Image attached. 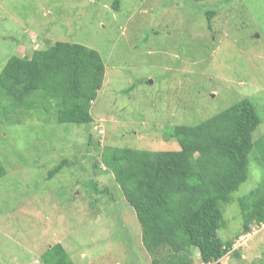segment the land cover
Listing matches in <instances>:
<instances>
[{"label": "rangeland", "instance_id": "rangeland-1", "mask_svg": "<svg viewBox=\"0 0 264 264\" xmlns=\"http://www.w3.org/2000/svg\"><path fill=\"white\" fill-rule=\"evenodd\" d=\"M113 2L0 0V69L9 56L29 58L55 41L95 49L105 66L87 125L46 121L32 110L9 113L16 123L0 115V264H42L57 242L75 250V264H151L136 215L101 161L103 148L176 150L175 125L195 124L242 97L261 118L254 139L264 133V0H120L118 10ZM257 157L234 196L261 184ZM63 158L72 164L47 177ZM222 213L219 237L233 245L220 264H264V223L237 236V203ZM193 258L202 264L196 249Z\"/></svg>", "mask_w": 264, "mask_h": 264}, {"label": "trees", "instance_id": "trees-1", "mask_svg": "<svg viewBox=\"0 0 264 264\" xmlns=\"http://www.w3.org/2000/svg\"><path fill=\"white\" fill-rule=\"evenodd\" d=\"M119 2L114 0V10ZM214 14L212 9L205 11L208 28ZM104 73L99 52L76 42L55 41L34 50L29 58L11 55L0 69L4 99L0 115L16 123L9 113L32 110L46 114V121L53 115L58 123L87 125L92 122L90 106ZM36 95L42 100L35 101ZM260 121L254 102L242 97L195 124L175 125L170 136L178 143L176 150L103 148L101 161L111 169L117 188L136 215L151 264H195L193 249L202 264H220L233 245L218 234L228 203L239 207L242 222L237 236L263 226L264 178L247 193L233 195L247 179L252 155H258L257 165L264 168V133L253 136ZM70 164L61 159L47 177ZM4 174L0 159V178ZM87 185L103 192L94 179ZM74 251L57 242L39 258L42 264H75ZM78 254L83 255L81 249Z\"/></svg>", "mask_w": 264, "mask_h": 264}]
</instances>
